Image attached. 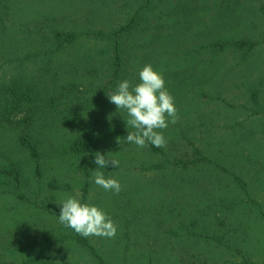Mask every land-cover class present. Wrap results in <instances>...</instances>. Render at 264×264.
<instances>
[{
  "label": "rangeland",
  "instance_id": "1",
  "mask_svg": "<svg viewBox=\"0 0 264 264\" xmlns=\"http://www.w3.org/2000/svg\"><path fill=\"white\" fill-rule=\"evenodd\" d=\"M6 6L0 36L21 43L8 50L14 65L0 58V77L6 69L7 79L14 75L15 65L39 75L47 64L59 82L74 85L71 99L64 95L49 110L52 125L32 127L46 162L42 176L19 145L21 129L11 123L0 129V264H104L59 222L60 204L70 197L98 206L118 225L114 238L88 237L105 264H264V0H11ZM137 14L136 27L119 39L123 72L110 84L116 42L93 32L115 31ZM29 21L79 37L60 49L52 35L34 44ZM237 41L254 45L242 49ZM39 52L51 60L34 57ZM148 64L163 74L179 115L160 130L168 141L161 152L125 142L135 129L107 96L123 80L140 83ZM89 137L98 140L94 157L120 161L119 168L102 169L121 183L119 194L95 184L94 157L88 175L84 157L71 150ZM12 162L25 168L21 182L5 174Z\"/></svg>",
  "mask_w": 264,
  "mask_h": 264
},
{
  "label": "trees",
  "instance_id": "2",
  "mask_svg": "<svg viewBox=\"0 0 264 264\" xmlns=\"http://www.w3.org/2000/svg\"><path fill=\"white\" fill-rule=\"evenodd\" d=\"M9 1L7 0L5 3L3 0H0V14L4 13V9H8L6 6ZM9 16V14H7ZM46 18V17H45ZM2 20L5 19V17H1ZM138 19V14L131 18L127 22V24L122 25L120 28H118L115 31L105 32V31H99V32H93L94 36L99 39H106L105 37H109L106 40L109 41H115L116 45L113 44L112 52H114L112 56V63L110 67H115V74L114 76L109 80L110 84L115 85V83L118 81L120 74H122V64H123V52L122 47L120 46L119 39L122 38L123 34L126 32H129L133 28L136 27ZM140 23V21H139ZM28 26H31L32 28L30 31V34L34 36V44L38 43L37 38H49L51 35L53 36V41L56 44V47L60 49L66 44H72L74 43L78 37L79 33L76 31H64V30H55L50 31L47 28V24H44L43 26L38 25L36 26L35 21H29ZM104 37V38H103ZM26 39V38H25ZM28 40V39H26ZM41 40V39H38ZM21 43V38L17 36L9 37V35H3L0 36V58L1 57H10L8 59H4V61H7L6 65L12 66L14 63H16V60L11 59L12 56L7 55L8 50L12 48V43L19 44ZM238 48H250L253 47L254 43L250 41H237L235 43ZM222 48L221 46H215ZM224 48V47H223ZM29 55V54H28ZM39 59L49 58L47 62H49L50 54H42L40 56V52L34 56ZM33 58V57H32ZM25 61V57L23 60H19V63L23 64ZM10 66V67H11ZM9 67V68H10ZM46 65H41V70L43 73L38 74H32L30 72H27V70L24 69V67H19L15 65V74L12 75L9 79H7V72L6 69V75L3 77H0V129L2 127L6 128L7 124H12L13 128L16 130V128L21 129V132L17 134V139L19 142V145L23 150H26L28 152L27 158L28 160L34 162V170L42 176L44 174V168L45 165L44 161V154L41 151V144L38 142V140L35 138L34 134L31 133L32 127L34 124L39 126H50L52 125L51 121V114L53 112H50L49 110L51 108H54L57 106V104L60 102L62 96H66L68 100L71 98L68 95V92H71L70 89L73 87V83L69 82H59L56 78L55 74H50L52 68ZM96 90L94 92H91L92 95H95ZM94 98V97H93ZM67 101V99H66ZM68 112V109H64L61 112H55L54 117L62 116ZM22 116L23 118L21 120L16 121V123L12 120L13 118ZM13 117V118H11ZM7 122V123H5ZM51 123V124H50ZM19 124H23L24 128L21 126H18ZM29 125L31 126L29 128ZM16 127V128H15ZM27 127V128H26ZM37 127L34 128V130ZM33 130V131H34ZM17 131V130H16ZM97 142L96 138L89 137L84 140H78L71 145V150L76 154L82 155L84 157L83 163L86 165V174L90 175L91 166L93 165V157H94V151L97 148ZM148 147L155 152H161L160 147H156L154 145L148 144ZM66 152V149L64 148V152L62 154V157L64 156V153ZM3 155H5L4 152H2ZM55 154V153H54ZM61 155V153H60ZM59 155V156H60ZM55 156V155H53ZM95 158V157H94ZM25 172L24 166H21L20 164L16 162H12L10 167L5 170V174L7 176H11L14 174L16 176V180L18 182H21V178L23 173ZM5 175V176H6ZM87 175V176H88ZM89 183H86L88 187ZM77 241L78 243L84 247L85 250L89 251L91 254L95 255L96 257L99 256L101 261L105 264V260L98 255V252L94 248V246L91 244L88 237H83L79 234H77ZM68 264V263H64Z\"/></svg>",
  "mask_w": 264,
  "mask_h": 264
},
{
  "label": "clouds",
  "instance_id": "3",
  "mask_svg": "<svg viewBox=\"0 0 264 264\" xmlns=\"http://www.w3.org/2000/svg\"><path fill=\"white\" fill-rule=\"evenodd\" d=\"M140 83L133 85L129 80H123L114 93H108L110 102L118 110H126L128 119L126 124L135 129L124 139L126 143L135 144L140 148L150 143L156 147H166L168 141L162 131L169 124H176L179 120L178 109L174 97L166 88V81L161 72L154 70L151 64L145 65L139 72ZM121 138H117L120 143ZM94 162L98 168L93 171L94 182L105 191L119 194L121 183L114 178H106L102 169L111 165L119 168L120 161L108 154L95 153ZM60 205L59 222L73 229L83 237L97 236L114 238L118 225L103 209L95 205L81 203L76 198H68Z\"/></svg>",
  "mask_w": 264,
  "mask_h": 264
}]
</instances>
